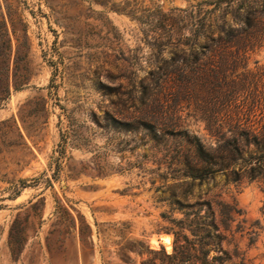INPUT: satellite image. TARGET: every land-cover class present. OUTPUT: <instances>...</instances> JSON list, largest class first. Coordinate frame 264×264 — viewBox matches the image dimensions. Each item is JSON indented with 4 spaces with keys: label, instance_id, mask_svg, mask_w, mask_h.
<instances>
[{
    "label": "rangeland",
    "instance_id": "rangeland-1",
    "mask_svg": "<svg viewBox=\"0 0 264 264\" xmlns=\"http://www.w3.org/2000/svg\"><path fill=\"white\" fill-rule=\"evenodd\" d=\"M0 23L23 83L0 108V264H178L197 202L225 264H264V185L230 151L264 130V0H0Z\"/></svg>",
    "mask_w": 264,
    "mask_h": 264
},
{
    "label": "trees",
    "instance_id": "trees-1",
    "mask_svg": "<svg viewBox=\"0 0 264 264\" xmlns=\"http://www.w3.org/2000/svg\"><path fill=\"white\" fill-rule=\"evenodd\" d=\"M10 51L11 45L6 25L5 23H0V108L10 95L11 84L14 91L23 88V83L16 81L13 75L12 81L10 79ZM143 126H148L152 129V127L146 123H143ZM235 134H237L238 139H234V145L231 146L230 151L239 156H243V154L248 155V159H243V162L251 165L245 172L246 177L250 181H260L264 185V130L259 133H255L254 131H235ZM238 140L243 143V147L247 148L249 145L253 150L251 152L241 150L242 152H240V149H238L235 144ZM190 143L193 147L196 164L187 165V170H185L184 175L191 178L192 181L198 180L201 182L207 175L205 173L206 167L212 166L215 163H213L212 154L205 149L197 137H192ZM65 147L66 138H63L62 143L58 144L59 149L55 151L58 153L55 159L57 163L63 158ZM199 165L200 167H198ZM20 184H22L21 188L26 187L23 181H20ZM19 193L20 191L16 192L14 197H17ZM202 206H206L209 210L210 219L208 223H206V221L200 222V224L195 223L193 231L192 229L190 231L193 239L189 240L186 235L180 236L178 233L175 234L174 244L178 242V238H181L184 242L177 247L175 246L173 249V260L178 261V264H225V261L230 259V255L220 248L224 237L212 223L213 219L209 204L206 202H197L194 204H187L185 208L194 211V207H197V210H199ZM195 213L197 214V212ZM186 226L190 227L189 225ZM211 248H213L215 252L212 256H210ZM239 264L244 263L241 262Z\"/></svg>",
    "mask_w": 264,
    "mask_h": 264
}]
</instances>
